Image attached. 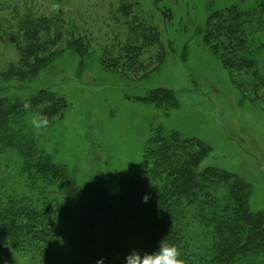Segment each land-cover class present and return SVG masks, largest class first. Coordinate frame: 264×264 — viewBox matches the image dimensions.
I'll use <instances>...</instances> for the list:
<instances>
[{
  "label": "trees",
  "instance_id": "trees-1",
  "mask_svg": "<svg viewBox=\"0 0 264 264\" xmlns=\"http://www.w3.org/2000/svg\"><path fill=\"white\" fill-rule=\"evenodd\" d=\"M116 4L127 19V35L112 45L116 54L103 48L102 67L138 75L147 54L149 60L156 58L147 70L152 72L164 55L157 28L145 18L139 0ZM2 5L0 34L6 33L16 56L0 79L36 78L66 41L62 16L22 13L18 6L5 14ZM220 8L210 9L194 33L228 71L243 99L264 109V0L250 5L235 0ZM79 39L68 46L84 63L87 47ZM6 92L0 90V162L6 169L18 168L19 180L7 188L0 179V264H19L22 255L29 264H96L101 258L103 264H125L133 249L152 252L162 239L181 250L185 264H264V211L250 210L251 187L245 179L222 168H200L210 150L202 140L154 128L133 175L121 177L110 191L99 177L82 187L37 146L31 116L22 108L30 100L33 111L42 110L48 130L70 108L67 101L41 90L27 99ZM136 100L165 114L177 107L175 94L164 88Z\"/></svg>",
  "mask_w": 264,
  "mask_h": 264
},
{
  "label": "rangeland",
  "instance_id": "rangeland-1",
  "mask_svg": "<svg viewBox=\"0 0 264 264\" xmlns=\"http://www.w3.org/2000/svg\"><path fill=\"white\" fill-rule=\"evenodd\" d=\"M116 1L0 0L5 14L18 6L22 13L25 9L44 16L60 12L64 21L66 41L36 78L0 79V90H7L9 97L27 99L41 90L70 105L62 119H55L50 129L36 136L37 146L64 165L79 186L99 177L101 186L110 191L121 177L138 170L152 129L174 130L183 138H198L209 146L200 168H222L245 179L251 187L250 210L264 211L263 105L243 99L228 71L194 33L210 9H221L235 0H166L159 4L139 0L145 18L158 30L164 55L157 69L147 73L156 58L149 60L146 54L134 76L107 71L100 61L103 48L116 54L112 45L127 35V19L118 13ZM245 1L250 5L254 0ZM209 2L213 5L210 9ZM5 5L10 7L8 11ZM79 38L87 47L84 63L68 46ZM15 56L6 33L1 32L0 72ZM158 88L176 96L177 107L167 114L136 100ZM0 164V179L5 178L8 188L17 182L18 168L6 169L5 162ZM28 260L24 255L18 258L19 264H29Z\"/></svg>",
  "mask_w": 264,
  "mask_h": 264
},
{
  "label": "clouds",
  "instance_id": "clouds-1",
  "mask_svg": "<svg viewBox=\"0 0 264 264\" xmlns=\"http://www.w3.org/2000/svg\"><path fill=\"white\" fill-rule=\"evenodd\" d=\"M54 9H59V5H54ZM22 108L29 113L31 119L29 126L36 136L43 135L49 125V118L43 111H33V105L30 100L22 102ZM148 196L142 198V202L146 203ZM125 264H185V260L181 258V250L175 244H169L163 239L159 243L158 249L152 252H141L133 249L124 257ZM96 264H103V258L96 261Z\"/></svg>",
  "mask_w": 264,
  "mask_h": 264
}]
</instances>
